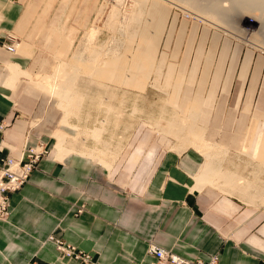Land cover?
<instances>
[{
    "label": "rangeland",
    "instance_id": "374dc122",
    "mask_svg": "<svg viewBox=\"0 0 264 264\" xmlns=\"http://www.w3.org/2000/svg\"><path fill=\"white\" fill-rule=\"evenodd\" d=\"M136 1L139 2L24 0L26 12L23 26L16 31L15 36L21 44L18 53L27 54L29 58L24 70L32 78H21L18 81L13 100L22 110V119L41 130L47 138L46 142L38 141L33 145L42 142L47 148V153L38 162L36 169L44 158L60 162L67 157L59 159L60 152L56 148L58 138L55 135L63 132L69 135L66 147H74L72 155L107 169L110 181L121 186L120 188L133 190L142 187L158 163L166 155L176 154L173 148L182 143L183 138L180 141L181 138L160 130L166 128L167 120L171 121V115L178 112L173 111L174 105L196 104L199 106L196 110L202 112L199 124L206 129V139L229 149V154L222 163L224 171L241 176L256 185L250 194L258 195V198L254 197L255 204L250 205L241 197L238 189L231 192L233 194L230 196L222 187L224 182L217 180L214 185L207 184L200 191L206 200L205 212L229 236L237 239L259 237L264 242L261 232L264 227L263 145L256 149L258 133L264 128V31L259 32L256 25L257 22L260 24L258 17L262 13L256 11L244 14L237 21L236 26L243 30L240 33L244 32L242 35L231 29L230 25H221L180 0H156L163 3L169 13L159 34L149 15L153 0H148V6L142 9L146 14L136 8ZM223 1L222 5H227L225 7L228 9L230 1ZM137 11L143 14L142 23L138 26L147 27V40L153 41L154 49L151 54L153 57L141 62L132 59L133 53L139 44L145 49L147 44L143 43V37L133 36V29L138 27L136 23L128 22L133 18L134 12L138 14ZM254 30L259 32L254 37L256 39L250 37ZM65 46L70 49L67 55L64 54ZM94 50H99L101 54L94 53ZM77 53L84 60L88 58L86 61L90 63L92 59L93 62L97 60L95 66L101 60L103 64L100 77L91 75L88 71V75L83 70L78 72L75 89L85 94L84 105L81 110H76L77 117L74 113L68 116L70 126L62 123L66 116L59 107L60 98L41 88L40 84L45 77H54L57 67L64 61L70 62L72 55ZM105 53L112 57L104 61ZM247 53H252L253 60L241 92L244 81L243 64ZM139 63L147 69L142 72L135 70ZM94 73L93 69L92 74ZM254 77L255 92L251 96ZM59 79L58 84L61 83ZM152 82L154 88L149 84ZM118 100H124V107ZM112 105L122 108L115 109L114 113L106 111ZM135 107L139 113L135 112L134 115ZM164 109L170 111L165 117L162 113ZM115 116H118L117 120ZM104 118L108 119L107 124L110 125L105 127L107 130L102 134V143L96 141L90 132L101 127ZM180 124L181 122H176L175 126ZM139 148L143 152L131 169V160ZM243 148L247 149L246 152L242 151ZM93 149L95 153L98 152L97 156L86 155ZM188 150L200 155L202 161L206 162L202 153L194 148ZM253 153L254 159L250 158ZM102 158L111 164L110 170L101 163ZM141 167L145 169L144 174L138 175ZM189 180L193 183L195 181L192 178ZM227 201H231L236 208L228 209L225 206ZM81 208L83 212L79 213ZM85 212V205L75 206V216H81ZM55 240L67 243L55 234H51L47 241L55 246ZM59 256L66 260L62 255ZM94 264H97L95 260Z\"/></svg>",
    "mask_w": 264,
    "mask_h": 264
},
{
    "label": "crops",
    "instance_id": "0c3cea01",
    "mask_svg": "<svg viewBox=\"0 0 264 264\" xmlns=\"http://www.w3.org/2000/svg\"><path fill=\"white\" fill-rule=\"evenodd\" d=\"M139 2L143 8L148 6V0ZM150 7L152 24L161 34L168 10L156 0ZM25 12L24 0H0V123L8 124L3 139L4 156L9 150L16 155L25 143L33 146L47 140L41 130L22 119V110L13 100L18 81L32 78L24 70L29 58L27 54L3 47L6 36H15L22 28ZM147 30V27L139 29L138 36L145 39L143 43L147 48L138 45L132 57L135 62L153 57V41L147 40ZM15 38L19 43V38ZM69 52V46H65L64 54ZM252 60V53H247L241 92ZM143 69L147 67L136 64L135 70L142 72ZM19 71L31 78L19 75ZM101 72L100 66L95 75L100 77ZM149 84L155 87L153 82ZM255 85L254 77L251 96ZM198 107L176 104L173 109L181 117L197 113V124L205 129L199 124L202 112L196 110ZM261 145L264 153V128L258 133L256 149ZM142 152V148L135 152L131 169ZM204 165L201 156L188 149L182 154L171 153L158 163L144 186L127 190L110 181L107 169L85 158L72 154L60 162L44 158L29 182L10 195V217L0 223V264H80L60 258L55 246L47 241L51 234L89 253L97 264H150L154 260L148 254L150 242L189 260H206L218 254L220 264H264L261 238L231 237L205 212L206 200L200 193L204 187L196 186L197 175ZM144 171L141 167L138 175H143ZM189 178L194 179V183ZM82 204L86 212L75 216V206ZM225 206L236 208L231 201ZM261 232L264 236V227Z\"/></svg>",
    "mask_w": 264,
    "mask_h": 264
},
{
    "label": "bare ground",
    "instance_id": "6f19581e",
    "mask_svg": "<svg viewBox=\"0 0 264 264\" xmlns=\"http://www.w3.org/2000/svg\"><path fill=\"white\" fill-rule=\"evenodd\" d=\"M229 1H230L229 2L230 5L228 4L229 5L228 9H226L225 6H227V5H222V4H224V3H222V2H224L223 0H180V2L184 3L185 5L189 6L190 8L195 9L199 13H201L204 16L214 20L215 22H217V23L219 22V23H221V25L222 24L230 25L229 27L231 29L236 30L237 32H239V34L242 33V35L244 34V32L240 33V31H243V30H241L238 26H236L237 21L240 18H243L244 14H252V13H254L256 11H260L262 13L261 16L258 17V19L260 20V24L257 22L258 24L256 23V25H258L257 29H259L258 30L259 32L260 31H264V0H229ZM136 8L138 10L140 9L139 11H141L143 13L144 9L142 7V4L140 2H138V1H136ZM144 13H145V11H144ZM143 14H139V12H138V14H135V12H134L133 18L131 20H128V19L127 20H128V22L130 24H132L131 22H133V24L136 23V25L138 26V24L140 25V23H142L141 21H142V15ZM143 20H144V18H143ZM127 27H129V26H127ZM131 28H132V26H131ZM135 29H133L134 30V32H133V36L134 37L138 36L140 28L138 26ZM248 31H247V33H248ZM259 32H255V30H254V32L250 34L251 35L250 37L254 38L256 36V34L259 33ZM247 33L245 32V34H247ZM239 34H237V35H239ZM254 39H256V38H254ZM20 48H21V44L18 43V50ZM18 50H17V52H18ZM94 53H96L98 55L101 54L99 52V50H98V52L96 50ZM96 54H92V55L97 56ZM92 55H91V57H93ZM109 56H110V54L105 53L104 59H105V57L107 58ZM71 59L72 60L70 62L61 63L59 65V67H57L54 77H45L43 79V82H41V84H40L41 88H43V89H45V90H47L49 92H53L56 96H58L60 98L59 107H61L62 110H64L65 116H66V117H64L65 119L63 120L62 123L66 124V125H70L69 121H68V118H69L68 116L70 114L74 113V114H76V117H77L76 110H78V109L81 110L80 108L84 105V95L85 94L83 95L82 93H80L79 91H77L75 89V87H76L75 83L77 82L76 78H78L77 77L78 76V72L83 70V72L85 71L84 73H86L88 71L89 74L95 75V73L92 74L93 69L96 71L101 66V64L103 62L101 60L95 66L94 63H96L97 60H95V62H93L94 60L92 59V62H91L92 64H91L90 61L89 62L86 61L88 58L86 60H84L83 56L79 55L78 53L74 54L73 58H71ZM18 74L31 78L27 74L22 73L20 71L18 72ZM86 74L88 75V73H86ZM58 79L61 80L60 84H58V82H57ZM100 98H102V97L100 96ZM118 101H119L120 104H123V107H124V100H118ZM116 105H117V103H116ZM137 107L134 108V115H135V112L139 113V110L137 109ZM117 108H122V107H118L117 106L115 108L112 105V106H109L106 111L114 113L115 109L117 110ZM106 111H105V113H108ZM173 111H176V109H173ZM169 112L170 111H167L166 109H164L162 111L164 117H165V115H167L166 113H169ZM78 114H80V113H78ZM109 116H111V115H109ZM117 117L115 116L114 118L117 120ZM119 117H120V115H119ZM108 119L110 120V117ZM108 119H105L104 121L101 122L102 126L101 127L99 126L100 128L96 127L92 132H90V133H92V136L94 137V139H96V141H98V142L101 141L103 143V140H102L101 137H103L102 134L105 133V131L107 130L105 127H108L107 126L109 124V123L107 124ZM118 119H120V118H118ZM170 120L171 121L167 120V127L166 128H160V130L162 129L163 131H165V133L172 134L174 137L176 136V138L177 137L181 138L180 141L183 138L182 143L180 145L176 146L175 151L177 153H181V152H184L185 150H187L189 148H194L197 151L201 152L206 158L205 165H204L203 168H201L202 171L199 173V175H197V178H196L197 188L198 189H201V188L205 187L207 184H213L214 185L217 180L218 181L220 180L221 182L222 181L224 182V185L222 187H224L223 189L226 190L225 192H228V195L231 196V194H233L231 192H233L236 189H238V192L240 191L239 194L241 195V197L243 199H245V201H247V203H250V205L251 204H255V200L256 199H254V197L258 198L257 197L258 195L250 194V192L252 191V188H255L256 185H252L251 182L246 181L247 179L245 180L241 176L232 175V174L224 171V169L222 167V163L224 162L226 156H228L229 150L226 149V148H223V147H221L219 145L212 144V143L208 142L205 139L206 130L201 128L197 124V120H198V114L197 113L190 114L187 117H181L178 112H176V113L174 112V114L171 115V119ZM117 122H119V121H117ZM176 122L177 123L181 122V124L175 126ZM105 123H106V126H105ZM113 123H111V124H113ZM115 124H116V121H115ZM74 126H73V128H76ZM159 127H161V126H159ZM66 134L63 133V132H61V133L57 132V134L55 135L58 138V142H57L56 148H57L58 152H60L59 159H63L65 156H68L69 154H72L75 151L74 147H73V149L71 148L72 146L71 147H66V144L69 143V142H67L68 141L67 137L69 135L67 136ZM107 146H108V144H107ZM77 151H78V149H77ZM79 152H81L80 154H83L82 151H79ZM97 153H95V151L93 149V151L89 150V153L88 154L86 153V155H88V156L90 155V157H91V156H95V154H96V156H97ZM84 154H85V151H84ZM251 157L253 158V156H250V158ZM100 161H101V163L103 165H105V167H108L109 169L111 168V164H109V162L105 161L104 158H102ZM260 198L263 199L262 196Z\"/></svg>",
    "mask_w": 264,
    "mask_h": 264
},
{
    "label": "built area",
    "instance_id": "2783aa9c",
    "mask_svg": "<svg viewBox=\"0 0 264 264\" xmlns=\"http://www.w3.org/2000/svg\"><path fill=\"white\" fill-rule=\"evenodd\" d=\"M5 40L4 48L11 52L18 50L15 36L8 34ZM7 128L8 124L0 123V223L8 221L10 217V195L21 190L29 182L38 162L47 153L46 145L42 142L36 146L25 143L16 155H13L9 150V154L4 156L6 146L3 139ZM78 211L82 213L83 209ZM53 242L56 250L66 260L78 261L80 264H94L92 256L72 245L62 240ZM148 254L154 259L151 264H220L218 254L210 256L206 260H189L154 243L148 246Z\"/></svg>",
    "mask_w": 264,
    "mask_h": 264
}]
</instances>
